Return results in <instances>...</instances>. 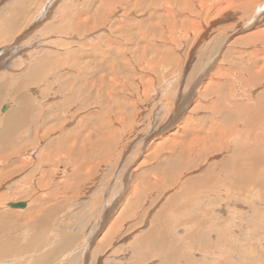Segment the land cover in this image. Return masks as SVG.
Wrapping results in <instances>:
<instances>
[{"label": "rangeland", "instance_id": "obj_1", "mask_svg": "<svg viewBox=\"0 0 264 264\" xmlns=\"http://www.w3.org/2000/svg\"><path fill=\"white\" fill-rule=\"evenodd\" d=\"M260 4L264 0H0V108L11 103L10 114L19 101L39 104L32 102L29 113L39 129L21 131L18 145L26 148L0 163L4 170L18 159L34 161L0 178V204L34 199L28 210L0 211V264H264V184L255 186L261 194L241 189L229 175L230 162L212 173L225 152H206L203 164L187 155L198 135L203 145L219 126L253 120L262 108L252 98L264 92L256 67L264 63ZM95 64L98 90L80 71ZM234 73L242 74L240 82L250 75V83L243 97L229 99ZM69 97L75 103L52 108ZM230 101L240 116L226 115ZM7 111L0 113V134ZM96 111L98 118L87 117ZM54 112L55 121L49 119ZM44 116L49 123L43 126ZM87 119L98 122L96 154L88 143L71 148L62 136ZM76 163L86 165L81 179L73 177ZM199 178H210L202 180L204 190ZM162 211L169 218L159 223L155 215ZM153 227L172 246L163 258L138 241Z\"/></svg>", "mask_w": 264, "mask_h": 264}, {"label": "bare ground", "instance_id": "obj_2", "mask_svg": "<svg viewBox=\"0 0 264 264\" xmlns=\"http://www.w3.org/2000/svg\"><path fill=\"white\" fill-rule=\"evenodd\" d=\"M226 1V0H225ZM231 1H227L226 3H230ZM261 5V4H260ZM263 5V6H262ZM261 7H260V10L259 11H264V4H262ZM1 9V8H0ZM13 42V41H12ZM11 46V44H10ZM263 56H262V59H264V50H262V53H261ZM260 54V55H261ZM85 63V62H84ZM219 64V63H218ZM222 63H220L221 65ZM262 67H260L258 64L256 65V67H259L260 68V80L263 81L264 80V63L263 65H261ZM216 70V69H215ZM80 71H82L83 73V76L85 79H91L93 81H95V85L93 86L94 89L96 87V90H98V66L95 64L94 65V70L93 71H90V72H87L86 68L85 69H81L80 68ZM79 72V70H78ZM216 71H214V73H212L211 75H216L218 76L216 73ZM218 74H219V71H217ZM257 71H255L254 73H256ZM258 73V72H257ZM242 75V74H241ZM241 75H236L237 78L235 77V73L233 74V76L235 77V82L237 81V83H234V84H237L235 86H237L236 88H234V91L231 92V90L229 91V96L228 98L229 99H232V98H239V97H243V92L245 90V85L247 83H250L249 81V77H251L250 75H246L243 80L240 82V78H241ZM233 77V79H234ZM205 78V76L203 77ZM208 78V77H206ZM214 78V77H213ZM210 79V77L208 78ZM211 79H212V76H211ZM210 79V80H211ZM252 79V78H251ZM206 80V79H203L202 82ZM218 78L214 81L216 84H219V81H217ZM217 81V82H216ZM243 81H245L246 83H243ZM233 83V82H232ZM259 83V82H258ZM257 87V85H255ZM10 87V86H9ZM253 88V87H252ZM251 88V89H252ZM207 89V88H206ZM205 89V90H206ZM89 90V89H88ZM95 90V91H96ZM250 90V89H249ZM253 90V89H252ZM251 90V91H252ZM258 90V89H257ZM207 91V90H206ZM254 91V90H253ZM85 93L87 95H90L88 93V91H85ZM254 93V92H252ZM237 94H241L240 96H237ZM194 95V94H193ZM24 96V95H23ZM190 96H191V93H190ZM189 96V97H190ZM250 97H252L251 95H249ZM98 96H95V98H97ZM252 98H258L260 100V105H262V108L261 110L257 111L255 114H254V119L253 120H250L248 122H245L243 120V118L241 119L240 123L239 124H236L235 126H233L232 124H230L228 122V124L225 126V127H222V126H219L218 128H216L215 132L212 133L211 136H207V141L208 142H203L204 144L201 145L200 143V139H199V135H198V139H195L193 140V144H196L197 145V148H195L194 150L193 147L192 149L190 150L189 149V154H186L189 155V160L192 161L193 159L196 158V156L198 157V160L197 162L198 163H206L207 162V155L208 153L206 152H209L210 155L212 154H216V153H220V152H225L227 153V156L225 157V159L223 161H220L219 163L218 162H215L212 166H211V169L213 171H211L212 173H215V174H218L221 173L223 171V168L224 166L229 163V167H230V170H229V175L231 177H233L240 185H241V189L243 188H246L249 192L251 193H254V192H260V190L258 191L255 186L258 185L260 187L261 184H264V178L263 175H264V92L262 94H257L256 96H253ZM28 99V98H27ZM93 98L91 97H88L87 98V101H91ZM198 99V98H197ZM244 102H247L249 101L248 98H245ZM97 101V100H96ZM193 101V100H192ZM33 101H28V100H23V101H19L18 103H16V105L18 104V108L19 110L15 111V112H11L9 114V112L7 111L9 108V111L12 109V104L11 103H5L4 105H8V108L5 110L7 111L6 113H8L9 115L6 116L5 120H4V127H3V130H2V133L0 134V163H4L6 160H8V158L10 159V157H13L16 156L19 157V155L23 152V144H21V146L18 145L19 143V136H20V133L21 131H24L25 130H30V128L32 127V121L29 120V113L32 111H34V106L33 105H36L39 107V104H36V102L34 101L33 105L32 104ZM46 102V101H45ZM60 103V101H58ZM98 102V101H97ZM57 102H53V104H56ZM58 103V104H59ZM66 103H69V104H72V103H75V100L74 98L72 97H69L66 101L64 100L61 104H60V108L58 109V104L55 106L53 105L52 108L56 109V110H63V107L66 105ZM91 103H96L94 100ZM191 105V103H189ZM4 105L0 108V113L3 111V107ZM47 105H49L50 107V104L49 102H47ZM234 105V102L233 101H230L229 102V107H228V110L226 112V115L229 117V118H235L237 116H240L239 114H237V112L235 110H232V106ZM45 104H43L41 107V109L44 111L46 110V106ZM185 106V105H184ZM240 105L239 104H236L235 107H239ZM189 107V106H188ZM80 108H83L82 106H80ZM40 109V110H41ZM184 109V107H183ZM185 110V109H184ZM39 112V118L41 117L40 116V111ZM42 112V111H41ZM180 112V111H178ZM55 114H52L51 117H49L50 120H58L59 119V113L58 112H54ZM43 114V113H42ZM46 115H48L49 113L46 112L45 113ZM181 114V113H180ZM179 114V115H180ZM178 115V116H179ZM97 117L98 118V112H94V113H90L87 117H90V118H94V117ZM175 116V115H174ZM173 116V117H174ZM177 116V117H178ZM48 117V116H47ZM47 117L44 116V119H43V126L46 124V123H49V121L47 120ZM177 117L175 116V119H177ZM37 118V117H36ZM208 118V117H207ZM38 119V118H37ZM41 119V118H40ZM38 119V120H40ZM174 119V121H176ZM180 119V118H179ZM205 119V118H204ZM36 121V119H35ZM42 121V120H41ZM170 121H172L170 119ZM169 121V122H170ZM165 122V121H164ZM168 122V124H169ZM178 122V121H177ZM186 122V121H185ZM185 122H183V125H185ZM188 122V120H187ZM34 123V122H33ZM37 123V122H36ZM175 124L177 123H174V126ZM187 124V123H186ZM190 123H188L189 125ZM198 124V123H197ZM41 125V124H40ZM172 125V124H170ZM191 125V124H190ZM189 125V126H190ZM209 125V124H208ZM179 126V125H178ZM182 126V125H181ZM197 127V126H196ZM210 127V125H209ZM33 128H36L39 129V126L38 124L35 126V124L33 125L32 129ZM42 128V126H41ZM56 128V127H55ZM169 128V127H167ZM173 128V127H172ZM171 128V129H172ZM186 128V126H185ZM188 128V127H187ZM186 128V129H187ZM185 129V131H186ZM193 130H195L193 127H192ZM198 129V128H197ZM165 130V129H164ZM170 130V129H169ZM175 130V129H174ZM184 130V129H183ZM182 130V132H183ZM206 130V129H205ZM27 131V132H28ZM56 131V130H55ZM155 131V130H154ZM158 131V130H157ZM168 131V130H167ZM189 131V130H188ZM187 131V132H188ZM197 131V130H196ZM200 131V130H199ZM26 132V133H27ZM34 132V131H33ZM63 134L62 136L64 135V143L65 144H69V146L71 148H75V147H78L80 145H83L86 147V143H88L89 148L88 150H94L95 151V154L97 153L96 149L98 147V122H96L95 120L93 119H87L86 121H84L82 124H79L77 126V128L73 131H70V130H63L62 131ZM166 132V131H165ZM177 132V130H176ZM173 133L174 134H176ZM189 132H193L191 129ZM203 132V131H202ZM30 135H31V131L29 132ZM28 133V135H29ZM35 133V132H34ZM37 133V132H36ZM164 133V132H162ZM180 133V132H179ZM204 133V132H203ZM171 134V133H170ZM191 134V133H190ZM195 134V133H194ZM198 134V133H197ZM205 134V133H204ZM204 134H201V135H204ZM172 135V134H171ZM179 135V134H178ZM182 135H185V134H182ZM187 135H189L187 133ZM151 136V135H150ZM175 136V135H174ZM186 136V135H185ZM194 136V135H192ZM21 138L24 137V136H20ZM170 137V136H169ZM178 137V136H177ZM203 137V136H202ZM205 137V136H204ZM211 137V138H210ZM172 138V137H171ZM197 138V137H196ZM23 139V138H22ZM176 139V138H175ZM174 139V140H175ZM63 140V138L61 139ZM204 140V139H203ZM202 140V141H203ZM29 140H27L28 142ZM170 141V140H169ZM21 142V141H20ZM31 142V141H30ZM51 142V141H50ZM63 142V141H61ZM60 142V143H61ZM206 143V144H205ZM40 144V142H39ZM54 144V143H53ZM172 144V143H171ZM49 145V148L51 147L50 144ZM61 145V144H60ZM56 144H55V148H56ZM26 148V144H25V147ZM41 148V147H40ZM44 147H42L41 149H43ZM47 148V147H45ZM185 147H183L184 149ZM188 148V147H186ZM53 149V148H51ZM182 149V148H181ZM182 149V150H183ZM179 150V149H178ZM185 150V149H184ZM40 151V150H39ZM177 151V150H176ZM192 151H193V154H192ZM171 152V151H170ZM183 151H180L179 155H183L181 154ZM177 153V152H176ZM175 153V154H176ZM68 155L72 154V153H67ZM174 154V155H175ZM185 154V155H186ZM191 154V155H190ZM177 155V154H176ZM186 155V157H187ZM218 157H219V154H217ZM216 155V156H217ZM225 155V154H224ZM223 156V155H222ZM66 157V156H65ZM68 157V156H67ZM72 157V156H71ZM98 158V155L96 156ZM175 157V156H174ZM177 157V156H176ZM185 157V158H186ZM210 157V156H209ZM213 157V156H212ZM221 157V156H220ZM14 158V157H13ZM173 158V157H172ZM181 158V157H180ZM183 159L184 158V155L182 157ZM181 158V159H182ZM34 159V158H33ZM179 160V156L177 158ZM209 159V158H208ZM211 159V158H210ZM214 159V157H213ZM212 159V160H213ZM16 160V159H15ZM28 160V161H27ZM25 159V160H19L18 159V162H14L12 163V161L10 162V164L12 163L11 166L5 168L4 170H0V178H9L11 177L13 174L15 175L16 172L18 171H21L23 165L29 161H31V159ZM95 160V158H94ZM93 160V161H94ZM186 160V159H185ZM206 160V162H204ZM216 160V159H215ZM221 160V159H220ZM171 162V159L169 160ZM190 161H188L186 163V166L187 165H190L188 164ZM8 162V161H7ZM31 162H34V161H31ZM173 162V165H171V163ZM171 163L167 162L170 166H173L171 168H174V165L177 163L173 160ZM179 163V161H178ZM9 164V165H10ZM192 164V163H191ZM27 166V164H25ZM75 165V164H74ZM34 166V165H33ZM44 166V165H43ZM76 166L78 167H75L77 172H75L73 174V177H77L79 179H81V177H83V172H80L82 171L81 169L82 168H85L86 165L84 164H80V163H76ZM209 166V165H208ZM32 167V166H31ZM42 167V166H41ZM46 167V166H45ZM92 167V166H90ZM90 167L89 170H90ZM262 167V169H261ZM27 168V167H26ZM52 168V167H51ZM67 168V167H66ZM192 167H190L191 169ZM21 169V170H20ZM93 169V168H91ZM29 170V169H27ZM31 170V169H30ZM42 170V168L40 169ZM67 170V169H66ZM35 171V170H34ZM45 171V170H44ZM54 171V170H53ZM58 171V170H57ZM48 172V171H46ZM42 173L40 175V177H42V175H48V173ZM68 172V171H67ZM209 172V171H208ZM211 172H209V174H211ZM36 173V172H35ZM51 173V171H50ZM261 174V175H260ZM205 176L208 175V173L204 174ZM51 176V175H50ZM55 176V175H54ZM58 177V176H56ZM209 177V175H208ZM45 178V177H44ZM94 178V177H93ZM138 178V177H137ZM212 178V176H211ZM223 178H225V176H223ZM73 179V178H72ZM218 179V178H217ZM217 179H213V186L217 185L216 183H218V180ZM2 179H0V186L3 187V182L4 181H1ZM7 180V179H6ZM48 182H49V179L47 178ZM198 182L197 183H202L200 184V188H201V185L203 187V185H205V181L206 179H202V178H199V179H196ZM201 180V182L199 181ZM203 180V181H202ZM210 180V178H209ZM209 180H206L207 182ZM8 181V180H7ZM27 181V180H25ZM91 181V180H90ZM14 182V181H13ZM19 182V181H18ZM23 182V180H22ZM36 182V181H35ZM33 182V183H35ZM44 182V181H43ZM72 182V181H71ZM70 182V184H71ZM7 183V182H6ZM25 183V182H24ZM23 183V184H24ZM93 182L90 183V185L92 184ZM196 183V184H197ZM37 184V182H36ZM208 184V183H206ZM13 185V184H12ZM21 185V183H20ZM28 185V184H27ZM35 185V184H34ZM94 185V184H93ZM191 185V184H190ZM194 185V184H192ZM191 185V186H192ZM199 185V184H198ZM24 186V185H23ZM26 186V184H25ZM32 186V185H31ZM92 186V185H91ZM186 186V185H185ZM206 186V185H205ZM13 187V186H12ZM20 188V187H19ZM22 188V186H21ZM69 185H68V189H69ZM86 188L90 189L91 187L90 186H86ZM75 189V188H74ZM87 189V190H88ZM205 188L203 187V190ZM240 189V190H241ZM17 191V190H16ZM20 191V190H19ZM54 191V190H53ZM64 194V193H62ZM261 194V192H260ZM52 194L49 193V197H51ZM65 195V194H64ZM63 195V196H64ZM199 195V194H198ZM47 196V197H48ZM57 196V195H56ZM46 197V198H47ZM29 199V198H28ZM32 199V198H31ZM34 199L32 200H28V201H8V202H4V204H0V211L1 210H4L5 208L6 209H10V210H13L12 212L14 213H19L20 210L18 209H13V208H16V207H12L10 205V203H19V202H25L26 203V208L25 210H28V207L32 206V202H33ZM30 201V202H29ZM1 202V200H0ZM73 204H75L73 202ZM118 204V203H117ZM9 206V207H8ZM86 207V206H85ZM36 208V212L37 213H40L42 211V209H39L35 206ZM31 210V209H29ZM45 210V209H44ZM48 211H49V208H48ZM171 211V209H170ZM176 211V210H175ZM2 212V211H1ZM3 213V212H2ZM36 213V214H37ZM111 213V212H110ZM157 213V212H156ZM168 213V212H167ZM50 214V213H49ZM94 214V213H93ZM45 215V214H44ZM91 215V214H90ZM166 215V212L164 214V212L162 211V213L159 212V214H156L155 215V219H156V216L159 220V223H162V217H167ZM41 218H44V216H42ZM169 217H167L168 219ZM160 219L162 221H160ZM164 219V218H163ZM168 221V220H167ZM166 221V222H167ZM170 221V220H169ZM165 222V223H166ZM164 223V222H163ZM112 225V224H111ZM148 233H146V236L143 234L140 238H138V241L141 242L140 246H143V245H147L148 247L151 246L152 247V253L154 256H161L163 258V256L167 255L170 250L172 249V246L168 245L167 244V241H166V238L163 236L164 234H162L160 228H151L150 231L148 229L147 231ZM148 236H153L154 237V241L151 245H148V240L146 239V237ZM165 236L167 238H169L171 241L175 240V236L173 234H165ZM71 238V237H70ZM73 239V237H72ZM74 240V239H73ZM14 242L12 243L13 245L16 243L15 240H13ZM263 241V240H262ZM93 244V243H91ZM167 244V245H166ZM10 245V244H9ZM165 245V246H164ZM8 246V245H7ZM1 247V246H0ZM10 247V246H9ZM4 251V250H3ZM75 251V250H74ZM80 251V250H79ZM155 251V254L154 252ZM160 251V252H159ZM163 251V252H162ZM88 253V252H87ZM5 252H1L0 251V255L4 256ZM81 255V254H80ZM146 255V254H145ZM143 256V255H142ZM73 261V260H72ZM138 261V260H137ZM163 261V260H162ZM91 262V261H90ZM70 263V262H69ZM171 264H173L172 262H170ZM2 264H5V263H2Z\"/></svg>", "mask_w": 264, "mask_h": 264}, {"label": "water", "instance_id": "obj_3", "mask_svg": "<svg viewBox=\"0 0 264 264\" xmlns=\"http://www.w3.org/2000/svg\"><path fill=\"white\" fill-rule=\"evenodd\" d=\"M8 108V105H4L3 110L5 111ZM10 205L12 207H16V208H24L26 207V203L25 202H19V203H10Z\"/></svg>", "mask_w": 264, "mask_h": 264}]
</instances>
